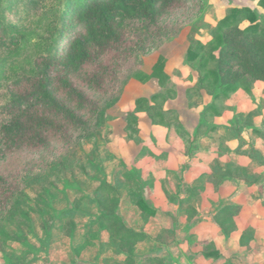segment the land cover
I'll return each instance as SVG.
<instances>
[{
	"label": "trees",
	"instance_id": "obj_1",
	"mask_svg": "<svg viewBox=\"0 0 264 264\" xmlns=\"http://www.w3.org/2000/svg\"><path fill=\"white\" fill-rule=\"evenodd\" d=\"M20 1L0 0V44L8 49L0 56V88L6 90L0 103V115L5 117L0 125V247L15 260L25 253L34 262L59 240L70 260V255L79 253L87 241L99 240L106 230L108 242L100 244L101 248L131 253L146 236L125 224L118 213L119 201L123 198L135 205L144 218L153 216L155 210L142 195L145 181L124 166L114 168L111 180L86 174L83 181L91 182L86 191L75 175L68 189L51 181L44 196L31 205L36 214L21 213L28 231L5 233L1 225L18 224L15 216H8L22 196V177L55 168L56 158L73 144L75 136L92 128L99 110L92 93L100 92L101 75L106 72V67H99L126 40L125 7H133L137 19L156 25L172 7L197 0H31L37 11L33 23L40 28L37 35L15 29L6 19L10 7ZM259 5L264 9V0ZM243 20L247 25L241 29L238 24ZM220 25L221 44L216 54L210 52L216 56L210 73L218 86L233 90L245 82V76L264 81V26L255 11L232 7ZM164 64L165 58L158 55L154 76L162 73ZM116 81L114 77V85ZM5 261L14 264L8 257Z\"/></svg>",
	"mask_w": 264,
	"mask_h": 264
},
{
	"label": "rangeland",
	"instance_id": "obj_2",
	"mask_svg": "<svg viewBox=\"0 0 264 264\" xmlns=\"http://www.w3.org/2000/svg\"><path fill=\"white\" fill-rule=\"evenodd\" d=\"M33 4L31 0L14 3L5 17L15 29L37 35L40 28L33 23L37 14ZM245 6L255 11L259 24L264 26V9L259 0L183 1L172 7L156 25L137 19L133 7L126 6L125 43L111 52L99 67H106V72L101 75L100 92L92 93L99 109L92 128L75 136L73 144L56 158L55 168L49 166L22 177L19 204L12 206L10 216L7 215L15 216L18 224L11 225L10 221L1 225L3 232L28 231V221L21 213L30 217L36 214L31 205L44 196L43 190L48 189L51 181L68 189L75 175L86 191L91 183L83 181L86 174L96 175L99 180L106 177L111 180L114 168L120 166L137 179H143L146 175L135 163L153 159V152L168 154L158 161L180 172V185L196 183L198 173L194 169L207 168V163L203 165V156L234 154L239 155L241 161L249 160V175L244 171L246 167L235 165L231 171L233 181L226 175L222 177V180L236 182L239 188L227 185L230 188L223 191L221 197L225 202L252 205L254 214L262 216L264 81H253L245 76L244 83L224 91L210 73L222 39L220 20L230 8ZM246 25L247 21L243 20L238 27L242 29ZM138 45L140 48L136 49ZM199 45L203 46L196 50ZM132 48L136 50L130 52ZM7 52L6 45L0 44V56ZM210 52L215 54L210 55ZM158 55L165 58V64L162 73L154 76L152 67ZM114 77H117L115 85ZM5 98L6 90L0 88V103ZM4 119L0 115V125ZM89 161L92 164H88ZM80 166L86 169L83 171ZM151 166L153 168V163ZM228 166L223 162L221 171ZM217 181L216 177L215 183ZM145 193L146 197L150 195L148 189ZM258 228L251 233L258 237L257 246L264 247V220ZM152 247L148 243L146 249ZM7 251L0 247V263L5 264L8 257L14 264H31L30 254L21 253L18 256L23 257L15 260Z\"/></svg>",
	"mask_w": 264,
	"mask_h": 264
},
{
	"label": "crops",
	"instance_id": "obj_3",
	"mask_svg": "<svg viewBox=\"0 0 264 264\" xmlns=\"http://www.w3.org/2000/svg\"><path fill=\"white\" fill-rule=\"evenodd\" d=\"M167 156L166 152H153V159L135 163V167L141 168L146 175L141 190L144 199L155 210L153 216L144 218L135 205L123 198L119 201L118 213L125 224L146 236L136 242L133 252H116L107 246L101 248L100 244H106L109 238L108 232L102 230L99 240L87 241L79 253L70 255V260L65 244L57 240L47 255L43 254L39 260L30 263L264 264V247L257 246L258 237L251 233L264 220V211L259 216L254 214L252 205L225 202L221 197L228 188H239L236 182H232V167L249 166L251 170L249 160L241 161L240 156L234 154L203 156V165L207 163V168L199 166L194 169L198 173L196 183L180 185V172L158 161V158ZM223 162L229 165L224 172L221 171ZM225 175L232 181L222 180ZM146 189L150 194L147 197ZM263 203H260L261 207ZM181 227L188 229L182 230ZM148 243L153 247L146 249Z\"/></svg>",
	"mask_w": 264,
	"mask_h": 264
}]
</instances>
